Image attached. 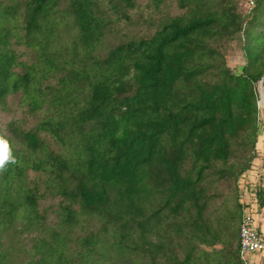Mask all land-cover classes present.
Masks as SVG:
<instances>
[{
    "label": "trees",
    "instance_id": "16d2710c",
    "mask_svg": "<svg viewBox=\"0 0 264 264\" xmlns=\"http://www.w3.org/2000/svg\"><path fill=\"white\" fill-rule=\"evenodd\" d=\"M136 4L0 0V105L22 91L42 113L33 127L7 125L17 163L0 174V264L3 228L19 217L42 224L40 185L66 200L65 224L100 227L74 255L53 231L29 264H244L239 179L257 156L264 0L246 13L238 0H178L184 12L105 46ZM234 37L239 72L224 51ZM18 46L35 59L20 60Z\"/></svg>",
    "mask_w": 264,
    "mask_h": 264
},
{
    "label": "rangeland",
    "instance_id": "374dc122",
    "mask_svg": "<svg viewBox=\"0 0 264 264\" xmlns=\"http://www.w3.org/2000/svg\"><path fill=\"white\" fill-rule=\"evenodd\" d=\"M238 2L240 10L244 13L251 10L254 6V0H238ZM129 12V18H121L118 21L114 20L113 29L110 31L111 34L108 39L105 40V46L108 47L116 43L118 38L126 33L139 34L151 31L154 23H157L165 14H180L184 12V9L178 4V0H163L160 7H156L151 0H137L136 6ZM17 51L20 60L30 63L35 59L34 51L30 47L18 46ZM224 51L229 65L239 72L244 64V50L241 41L237 37L228 39L224 44ZM17 69L23 70L22 67H18ZM258 101L259 130L256 141L257 156L253 162L255 164L259 163L260 170L255 189L258 185H262L264 188V107L260 103V94ZM41 116V112L33 114L30 111L28 99L22 91L12 93L7 97L5 103L0 105V132L7 134V125L13 120H17L25 128L33 127ZM35 175L37 173L30 171V177ZM252 177L253 175L250 174V178ZM40 186L43 196L39 199L38 209L44 217L42 224H29L24 218L19 217L2 230L1 239L3 248L8 251L9 264H29L36 258L35 243L42 238L50 239L53 231H59L61 235H66L69 252L74 255L80 249V239L91 232L99 230L100 223L97 220L87 218L71 226L65 224L62 221V204H65L66 200L55 193L54 190L46 188L44 185ZM263 208L260 207L258 210V220L260 225L264 227ZM204 248L208 249L206 246ZM77 261H79V258L75 259V262ZM98 264H143V262L141 259L130 261L128 258L120 257L108 261L99 260Z\"/></svg>",
    "mask_w": 264,
    "mask_h": 264
},
{
    "label": "built area",
    "instance_id": "2783aa9c",
    "mask_svg": "<svg viewBox=\"0 0 264 264\" xmlns=\"http://www.w3.org/2000/svg\"><path fill=\"white\" fill-rule=\"evenodd\" d=\"M259 170V163L253 162L239 179L242 203L239 225V253L244 264H264V227L260 225L258 220L260 205L255 189ZM250 174L255 178H250Z\"/></svg>",
    "mask_w": 264,
    "mask_h": 264
},
{
    "label": "clouds",
    "instance_id": "9594fccd",
    "mask_svg": "<svg viewBox=\"0 0 264 264\" xmlns=\"http://www.w3.org/2000/svg\"><path fill=\"white\" fill-rule=\"evenodd\" d=\"M17 163L12 145L4 132H0V174L7 171L9 165Z\"/></svg>",
    "mask_w": 264,
    "mask_h": 264
},
{
    "label": "water",
    "instance_id": "95a60500",
    "mask_svg": "<svg viewBox=\"0 0 264 264\" xmlns=\"http://www.w3.org/2000/svg\"><path fill=\"white\" fill-rule=\"evenodd\" d=\"M263 81H264V74L262 75V77L259 80V94L261 93V91L263 90ZM258 105H259V101H258Z\"/></svg>",
    "mask_w": 264,
    "mask_h": 264
},
{
    "label": "bare ground",
    "instance_id": "6f19581e",
    "mask_svg": "<svg viewBox=\"0 0 264 264\" xmlns=\"http://www.w3.org/2000/svg\"><path fill=\"white\" fill-rule=\"evenodd\" d=\"M260 103L264 107V89L260 93Z\"/></svg>",
    "mask_w": 264,
    "mask_h": 264
}]
</instances>
